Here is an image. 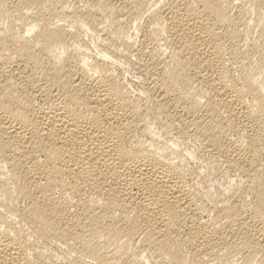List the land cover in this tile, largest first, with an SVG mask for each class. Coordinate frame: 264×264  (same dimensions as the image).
<instances>
[{"label":"bare ground","instance_id":"obj_1","mask_svg":"<svg viewBox=\"0 0 264 264\" xmlns=\"http://www.w3.org/2000/svg\"><path fill=\"white\" fill-rule=\"evenodd\" d=\"M0 264H264V0H0Z\"/></svg>","mask_w":264,"mask_h":264},{"label":"rangeland","instance_id":"obj_2","mask_svg":"<svg viewBox=\"0 0 264 264\" xmlns=\"http://www.w3.org/2000/svg\"><path fill=\"white\" fill-rule=\"evenodd\" d=\"M80 5L83 6L84 3L81 2ZM97 43H98L97 36H94V35H84L83 36V44H87L91 49H95V47L97 46ZM76 45H79V44H76ZM206 164L207 163L205 162V165ZM214 174H215V172H214ZM220 177L222 178L223 176L221 175Z\"/></svg>","mask_w":264,"mask_h":264}]
</instances>
